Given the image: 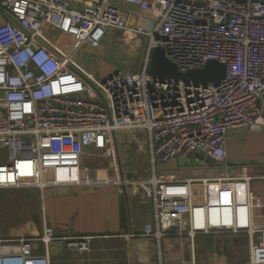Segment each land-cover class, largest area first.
Segmentation results:
<instances>
[{
    "label": "built area",
    "instance_id": "1",
    "mask_svg": "<svg viewBox=\"0 0 264 264\" xmlns=\"http://www.w3.org/2000/svg\"><path fill=\"white\" fill-rule=\"evenodd\" d=\"M121 1L148 13L151 24L130 21L111 0H0V188L133 184L155 206V227L144 223L141 235L247 232L250 263L264 264V226L251 216V176L224 172L199 180L197 199L198 179L155 170L157 163L196 152L223 163L228 130L264 131L258 104L264 0ZM108 32L128 46L147 39L139 70L115 69L98 79L72 58L81 48L102 45ZM69 40L66 53L62 45ZM157 44L181 70L212 58L225 63L224 76L195 83L151 75L148 54ZM122 130L147 136L150 174L85 178L86 150L113 152ZM93 236L60 235L43 224L36 235L0 237V258L50 264L40 245L62 240L83 253Z\"/></svg>",
    "mask_w": 264,
    "mask_h": 264
},
{
    "label": "crops",
    "instance_id": "2",
    "mask_svg": "<svg viewBox=\"0 0 264 264\" xmlns=\"http://www.w3.org/2000/svg\"><path fill=\"white\" fill-rule=\"evenodd\" d=\"M111 1L130 21L151 24L152 18L145 11L121 0ZM140 39L145 42L146 50L147 39ZM84 48L102 55L108 46L102 43L95 49ZM126 49L120 44L111 48L121 66L126 61L133 62L135 50ZM122 52L126 53L123 61ZM134 69L139 70L140 66ZM258 104L264 111V96ZM114 137L113 152L86 150L83 176L88 179L113 174L126 178L148 176L152 166L147 136L141 131L122 130ZM226 141L223 163H216L196 152L185 157L175 156L163 164L157 163L155 170L173 173L180 179H198L193 184L197 199L201 189L199 180L221 176L224 172L251 176L248 189L252 221L257 227H263L264 131L251 132L243 126L235 127L228 130ZM36 189L40 196V227L46 224L55 233L65 236L94 235L89 241L88 252L83 253L71 251L62 240L52 241L47 247L40 245L38 251L48 253L50 264H251V238L247 232L193 236L168 234L158 238L141 235L144 223L151 222L155 227V206L153 199L146 197L133 184L110 182Z\"/></svg>",
    "mask_w": 264,
    "mask_h": 264
},
{
    "label": "rangeland",
    "instance_id": "3",
    "mask_svg": "<svg viewBox=\"0 0 264 264\" xmlns=\"http://www.w3.org/2000/svg\"><path fill=\"white\" fill-rule=\"evenodd\" d=\"M102 43L110 49L108 51L107 48L104 54L100 55V53L93 50L81 48L72 54V58L80 62L86 71H90L98 79L106 78L115 69L128 67L126 69L134 71L137 65L140 68L142 67L146 51L145 42L142 39L138 40L137 45H123L119 33L108 32ZM58 44L60 43L58 42ZM119 44L127 48V51L135 50L132 63L126 61L121 66L120 62L116 61V54H112L111 48ZM72 45V41L69 40L68 43H63L62 49L68 53ZM122 54V61L126 60V53L122 52ZM39 199L40 196L36 188H0V237L39 234L42 228L40 227L42 217L40 215ZM53 264H57V262Z\"/></svg>",
    "mask_w": 264,
    "mask_h": 264
},
{
    "label": "water",
    "instance_id": "4",
    "mask_svg": "<svg viewBox=\"0 0 264 264\" xmlns=\"http://www.w3.org/2000/svg\"><path fill=\"white\" fill-rule=\"evenodd\" d=\"M156 38V36H154ZM147 72L157 77H172L195 83H218L224 76L225 63L217 59H208L202 67H191L181 70L165 54L164 46L154 45L148 54Z\"/></svg>",
    "mask_w": 264,
    "mask_h": 264
},
{
    "label": "clouds",
    "instance_id": "5",
    "mask_svg": "<svg viewBox=\"0 0 264 264\" xmlns=\"http://www.w3.org/2000/svg\"><path fill=\"white\" fill-rule=\"evenodd\" d=\"M0 264H17L7 258H0ZM20 264V263H18Z\"/></svg>",
    "mask_w": 264,
    "mask_h": 264
}]
</instances>
